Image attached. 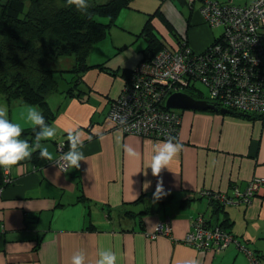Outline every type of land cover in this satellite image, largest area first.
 Instances as JSON below:
<instances>
[{
	"label": "crops",
	"instance_id": "0c3cea01",
	"mask_svg": "<svg viewBox=\"0 0 264 264\" xmlns=\"http://www.w3.org/2000/svg\"><path fill=\"white\" fill-rule=\"evenodd\" d=\"M218 1L247 5L255 0ZM162 10L170 19L163 7ZM192 14L194 23L188 29V43L198 53L195 48L204 45L191 43L195 33L192 28L199 25L201 16L198 9ZM155 28L162 37L168 34L159 21ZM111 47L119 45L113 41L102 49L108 54ZM108 60L102 57L96 63ZM107 64L112 70L122 68ZM84 83L90 90L84 101L62 95L52 103L48 98L57 113L51 125L57 131L52 139L41 143L57 158L55 143L68 139V129L79 128L84 133L81 151L87 161H81L79 169L60 173L50 161L35 169L30 159L5 169L11 183L0 192V264H71L73 254L81 250L87 264H96L101 249L115 252L117 264H184L187 259H196L199 264H253L235 244L222 253L209 254L183 244L182 239L194 229L196 217L209 210L205 191L233 194L238 200L236 195L245 193L251 180L264 178V120L185 111L177 139L183 150L156 177L148 165L154 146L165 140L125 134L108 119L111 101L121 95L124 80L94 69L84 76ZM0 106H6L8 118L23 129L33 126L26 119L25 105L10 109L0 96ZM126 145L140 153L139 158L127 156ZM75 174L80 177L84 197L92 205L93 230H88L86 204L78 202L82 195L73 178ZM161 180L164 191L175 194V201L196 200L187 209L172 205L155 214H126L135 212L136 207L141 211V205L132 203L143 194L154 193ZM146 183L149 187L145 190ZM108 206L113 210L110 217ZM226 210L234 223L231 232L254 254H264V194L256 193L250 204L237 201ZM170 220L172 236L154 240L147 236L158 223Z\"/></svg>",
	"mask_w": 264,
	"mask_h": 264
},
{
	"label": "trees",
	"instance_id": "16d2710c",
	"mask_svg": "<svg viewBox=\"0 0 264 264\" xmlns=\"http://www.w3.org/2000/svg\"><path fill=\"white\" fill-rule=\"evenodd\" d=\"M133 1L109 0L106 3L98 4L88 0V9L80 11L75 6L67 5L66 0H28V7H26V0H0V96L4 97L3 99L8 108L12 109L15 105L35 106L43 113L46 122L52 125L56 120L57 113L51 107L48 97L59 92L67 98H78L80 101H84L90 91L85 87L84 76L90 70L96 69L110 73L115 77L119 76L124 80L125 86H132L133 74L138 66L143 63L152 65L156 56L170 43L185 42L188 44L187 39L178 33L171 21L162 12L161 6H159L153 13L147 14L143 28L137 34L143 40L145 46L140 49L141 51L139 50L142 57L136 68L112 70L108 67V61L102 63L88 62L91 51L92 53L94 51L92 47L108 36L121 12L130 8ZM97 17L108 18V23H101ZM155 19H158L168 31L169 35L167 34V36H170L169 39L158 34L155 28ZM188 21L191 22L190 17ZM190 26L191 23L188 29L191 28ZM260 34L261 40L264 42V27L261 28ZM219 37L218 39L215 38L212 44L222 41ZM72 56L74 62L70 68H59L61 58ZM66 74L71 75L69 80L64 78ZM63 81L66 87L61 90L60 85ZM225 84L234 89L236 83L232 79L227 80ZM203 87L206 89L204 85ZM202 92L204 94L193 90V88L187 90V93L196 99L206 98V93ZM117 99L111 101V106L116 103ZM161 107L163 110L165 109V105H161ZM232 110L234 116H240L243 113L236 109ZM183 113V111H179L180 116ZM246 118L264 120V116L258 114L247 115ZM112 125L114 128L121 130L114 124ZM38 130L34 126L24 128L21 138L34 143ZM61 141L67 144L66 149L69 150L68 139L62 138ZM58 142L60 140L55 145ZM29 162L32 163L35 169H41L48 163V160L41 158L37 150L33 152ZM8 178L5 168L0 167V192L11 183L10 180H7ZM73 178L76 180L77 189L82 195L78 198V202L82 201L88 208V230H93L95 226L90 214L92 205L90 200L83 195L79 175L75 174ZM235 188V186L232 187V189ZM166 193L167 195L162 196L159 200H154V193L143 194L136 202L132 203L136 206L141 205L142 210L128 211L126 214L131 217L135 215L142 216V214H155L162 209L170 208L172 205H179L182 209H187L196 200V198H183L175 201V194ZM205 194L209 198V210L203 216L205 226L219 227L225 230L247 250H251L247 244L231 232L234 223L226 208L230 205L227 204V201L234 199V195L208 191H205ZM106 211L110 217L113 211L112 208L108 206ZM219 217H221V221ZM170 223L172 226L171 220ZM42 240L43 238L39 240L35 250H39ZM203 240L206 241V236L203 237ZM208 244L210 246L216 245L217 240L214 238L209 239ZM230 245H234V243L228 246ZM204 251L212 254L208 250ZM254 256L259 264H264V254L257 253Z\"/></svg>",
	"mask_w": 264,
	"mask_h": 264
},
{
	"label": "built area",
	"instance_id": "2783aa9c",
	"mask_svg": "<svg viewBox=\"0 0 264 264\" xmlns=\"http://www.w3.org/2000/svg\"><path fill=\"white\" fill-rule=\"evenodd\" d=\"M194 1L188 0L190 4ZM200 1L203 6L199 13L203 20L213 28L223 27L222 41L216 42L205 54L193 51L185 42L170 43L156 56L152 65L143 63L138 66L132 86L124 87L108 116L110 122L125 134L157 140L178 139L182 125L180 110H163L161 105H165L174 93H187L192 88L203 93L201 89H195L196 81L207 89L206 98L201 99L215 101L222 107L244 114L264 116V42L260 34L264 27V0L247 5ZM232 79L236 83L234 89L225 84ZM66 147L63 141L57 143V159L68 151ZM260 180L264 178L251 180L246 192L236 195L238 200L229 199L227 204H236L237 201L250 204L256 193L264 194V185L258 184ZM204 223L203 216L198 215L194 220V229L188 234L189 238L192 237L189 246L219 254L234 243L252 259L253 264H259L253 252L225 230ZM159 232L172 236L171 223H158L147 236L154 240L159 237ZM217 234L220 239L212 236ZM212 238L217 244L210 246L208 240Z\"/></svg>",
	"mask_w": 264,
	"mask_h": 264
},
{
	"label": "clouds",
	"instance_id": "9594fccd",
	"mask_svg": "<svg viewBox=\"0 0 264 264\" xmlns=\"http://www.w3.org/2000/svg\"><path fill=\"white\" fill-rule=\"evenodd\" d=\"M67 5L75 6L80 11H86L89 7L88 0H66ZM125 87V84H124ZM124 89V88H123ZM123 91V90H122ZM26 119L39 130L36 132L35 142L21 139L24 129L20 123L13 122L8 118V109L6 106H0V167L9 169L19 162L30 159L34 151H39L41 158L56 164L60 172L68 168L79 169L81 161H87L81 151L84 145V133L79 128H70L68 133L69 150L63 153L57 159L48 147L41 143L44 140H50L56 135V128L49 125L44 115L35 106H26ZM183 150V145L174 138L167 139L154 146L148 167L151 168L153 176L159 177L162 170L168 168L174 158ZM124 151L131 158H139L134 148L125 146ZM149 184L144 185L145 190ZM167 195L163 188L162 180L157 183L153 194L154 200H159ZM118 257L111 249H101L98 252L96 264H117ZM71 264H87L86 254L81 250L73 254ZM184 264H199L196 259H187Z\"/></svg>",
	"mask_w": 264,
	"mask_h": 264
},
{
	"label": "rangeland",
	"instance_id": "374dc122",
	"mask_svg": "<svg viewBox=\"0 0 264 264\" xmlns=\"http://www.w3.org/2000/svg\"><path fill=\"white\" fill-rule=\"evenodd\" d=\"M94 1L98 4L106 3L109 0H90V2ZM134 0L131 3L130 8L124 9L116 24L111 28L110 33L108 36L101 42L97 43L92 47L94 49L93 53L91 51V56H89L88 62L96 63L98 61L102 60V57L104 59H109L108 63L114 67L121 66L122 68H136L139 61L141 60V53L140 49L145 46V43L142 39L138 37L137 34L140 33L141 28L143 27V24L145 22L146 16L148 13H153L159 6H161L165 10L166 14L170 18L169 20L174 24V27L177 29L178 33L183 35L187 41L189 42V32L188 27L190 23H194L193 14L194 12L200 11V8L203 6V3L200 0H195L193 4H190L188 0ZM162 4L157 6L158 4ZM26 7H28V0H26ZM140 7L142 9L141 13ZM197 7V8H196ZM163 12V10H162ZM164 13V12H163ZM192 14V22L188 21V18ZM200 14V13H199ZM165 15V14H164ZM166 16V15H165ZM201 16V15H200ZM167 17V16H166ZM98 20L106 24L108 23V18L106 17H97ZM202 20V21H201ZM199 25L192 28L193 31H195L193 35V39L191 43H193L194 46L197 44H203L204 46L201 49L195 48L198 53L205 54L207 51L212 49L214 47V44H212L213 40L215 38H218L223 33V27H211L209 26L201 17ZM158 21V19L154 20V23ZM191 27V26H190ZM188 32V33H187ZM160 34V33H159ZM162 37V35L160 34ZM191 36V33H190ZM167 39L170 38V36L165 35ZM117 43L119 45V48H108V54L104 52L102 47L105 44L109 43ZM189 44V43H188ZM108 46V45H107ZM126 46V47H125ZM191 47V45L189 44ZM124 47V48H123ZM204 49L203 51H201ZM140 50V51H139ZM201 51V52H199ZM74 57H63L59 61V68L68 69L73 65ZM149 64V63H145ZM64 78L70 79L71 75L66 74L64 75ZM66 85L64 81L60 85V89H65ZM195 89H201L207 94L206 89L203 87V84L199 81L195 82L194 85ZM62 94L59 92L51 94L48 98L52 103L57 101L58 99H62ZM4 98V97H3ZM180 111H188V110H180ZM159 140H166V139H159ZM57 150V149H56ZM259 179V178H255ZM254 180V179H253ZM261 186L264 185V180H260L258 182ZM204 208V207H203ZM202 208V209H203ZM201 209V211H202ZM140 209H137L135 211H139ZM203 213H208L207 210H205ZM222 217V214L220 215ZM220 234L212 235L215 236V238L220 239ZM159 237L165 236V233L159 232ZM192 239V237H190ZM188 237H184L182 239V243L185 245H189L191 243V239Z\"/></svg>",
	"mask_w": 264,
	"mask_h": 264
},
{
	"label": "water",
	"instance_id": "95a60500",
	"mask_svg": "<svg viewBox=\"0 0 264 264\" xmlns=\"http://www.w3.org/2000/svg\"><path fill=\"white\" fill-rule=\"evenodd\" d=\"M109 72V71H108ZM217 102H210L206 99H196L187 93H174L166 101L167 110H188L196 112L214 111L224 115H233L234 111L225 107H220ZM249 114L241 113L240 116L246 118Z\"/></svg>",
	"mask_w": 264,
	"mask_h": 264
},
{
	"label": "bare ground",
	"instance_id": "6f19581e",
	"mask_svg": "<svg viewBox=\"0 0 264 264\" xmlns=\"http://www.w3.org/2000/svg\"><path fill=\"white\" fill-rule=\"evenodd\" d=\"M233 4V3H232ZM235 5V4H234Z\"/></svg>",
	"mask_w": 264,
	"mask_h": 264
}]
</instances>
